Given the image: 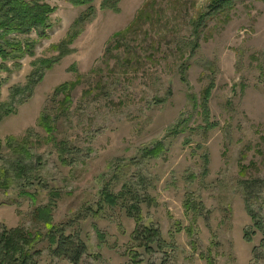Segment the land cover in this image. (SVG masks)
Segmentation results:
<instances>
[{"label":"rangeland","instance_id":"obj_1","mask_svg":"<svg viewBox=\"0 0 264 264\" xmlns=\"http://www.w3.org/2000/svg\"><path fill=\"white\" fill-rule=\"evenodd\" d=\"M27 1L55 12L0 60V234L72 264L33 220L49 208L79 264H264V0Z\"/></svg>","mask_w":264,"mask_h":264},{"label":"trees","instance_id":"obj_2","mask_svg":"<svg viewBox=\"0 0 264 264\" xmlns=\"http://www.w3.org/2000/svg\"><path fill=\"white\" fill-rule=\"evenodd\" d=\"M92 0H71L75 7L89 5ZM119 0H104L102 8L116 11ZM230 3L229 0H215L212 6V12H217L225 8ZM146 5V6H145ZM144 8L149 4H145ZM55 9L40 3H29L27 0H0V60L2 63L8 60H22L31 52L34 44H24L16 37L29 36L35 33L39 39L47 38L46 31L51 27L50 16ZM203 17L200 18V20ZM81 19L75 22V26L80 24ZM198 27L195 28L197 31ZM126 32H120L114 35L116 41L121 42ZM11 36H14L12 39ZM73 38V37H72ZM70 39L69 43L71 42ZM68 43V44H69ZM60 46V57L67 54V45ZM59 50V48H57ZM50 63L46 69H50ZM4 65H0V72L5 70ZM69 83H64L54 91V97L61 94L65 103L69 102ZM61 95V96H62ZM209 96V93H208ZM206 109V106H204ZM206 112V110H205ZM207 115V112H206ZM52 119L49 115L40 117L42 128L49 134L53 132ZM62 153H66L67 147L63 143L60 145ZM104 200L113 203L115 198L110 194L104 195ZM49 208L37 209L33 214V220L44 222L48 232V242L56 249L55 254L66 257L72 264H79L86 251V247L81 242H76L71 237H66L64 231L51 224V211ZM249 214L255 227H259V221L256 214L249 209ZM145 229V230H144ZM147 241L154 243L158 234L151 228H143L140 233ZM141 237V238H142ZM247 238V235H246ZM41 240L39 235L23 234L20 230L2 231L0 234V264H37L36 259L40 253L36 251V246Z\"/></svg>","mask_w":264,"mask_h":264}]
</instances>
